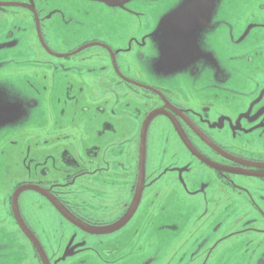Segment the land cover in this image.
<instances>
[{
	"label": "flooded vegetation",
	"instance_id": "obj_1",
	"mask_svg": "<svg viewBox=\"0 0 264 264\" xmlns=\"http://www.w3.org/2000/svg\"><path fill=\"white\" fill-rule=\"evenodd\" d=\"M127 1L120 4L122 9L115 10L106 6V3H112V0H85L90 5H102V8L107 11L100 13L98 17L115 22L114 27H111V35L116 38L113 42L110 41L111 43L104 39V41L86 40L72 49H62L58 52L60 54L56 55V48L47 40L46 29H49L51 23H55V27L60 30L59 23L67 24V20H59V15L55 16V13H51L48 17L46 13L38 12L31 0H0V35L3 38L1 42H5L0 43V63L3 61L5 64H14L19 67L30 62V57L40 56L38 59L46 63L48 69L52 68L51 63H57L60 66L57 67L65 71L69 69L67 65H70L72 61H76L77 66L81 67L85 63V53L90 46L100 47L96 55L100 67L99 75L89 77V68H87L85 78H91L103 86L102 98L106 97L104 103H107L111 97H115L114 102H111L112 108L108 111L111 119L105 115L104 108H101V114L96 117L93 115L91 121L85 123V118L78 117L73 106H70L71 116L68 121L58 124L56 119H51V123L34 129V134L29 137L35 140V151L31 154V146L27 147L22 157L24 170L22 169L17 182L10 186L7 183L8 180H3L4 182L0 180V207H8L5 217L7 215L12 217L16 228L26 238L31 248L30 253L26 247L20 254L18 260L21 264H25V260L28 264L45 263L18 225L13 207H16L17 215L25 230L39 245L48 264H60L62 259H66L63 250L60 255L53 252L49 257V253L40 241L41 235L37 226L49 218L48 214L41 216L36 225H30V221L22 215V209H18L23 207L22 196L28 191L37 195L43 202L41 207H50V210L56 214L57 223H60L58 228L61 229L56 236L67 238V241L72 243L78 242L76 240H79V236L86 239L90 235L113 233L126 226L136 214L144 193L155 185L158 178H161L159 174L156 178H151L148 174L145 176L144 172L145 155L149 156L148 151L151 148L148 135L156 128L159 129L156 132H160L162 136L166 132V126L168 134L189 159L181 164L176 162L177 159L174 161L175 164L162 166L161 174L169 172V175L185 176L187 173L183 170H189L194 163V169L209 168L229 182L237 178L242 189H249L248 183L254 178L264 180V138L258 137L264 135V0H196L192 6L185 4V0H152L159 2L161 6L157 8L150 6L148 17L129 8L131 4ZM140 1L144 2V0ZM171 8L181 9L176 13L189 15L196 21L195 26L187 31L174 28L166 39L164 29L162 33H156L157 28H153L156 26L163 28L166 23L172 21L176 13H167ZM10 9L22 10V12L13 13L21 22L20 26L8 21ZM163 9L167 11L165 12L167 14L163 12ZM209 19L215 25L212 35H209L211 50L217 43L231 67L237 65L236 77L233 79L211 82L213 76L224 77V73L218 65L216 54L206 48L205 38L202 39V34H208L211 28ZM110 24L107 23L106 28H110ZM202 26L206 29H202ZM180 35L186 37L179 40ZM19 36L22 40L25 37L31 38L33 43L28 46L17 43ZM163 36L164 40L158 43L159 38ZM147 43L152 45V49L144 57V53L148 52ZM169 43H178L182 48V52L176 53L177 60L170 61L166 53L161 57L156 50L168 49ZM4 46L7 47L5 53L2 51ZM38 50L43 53V56ZM34 52L35 55H33ZM208 53L209 60H205L204 57ZM132 55L139 56L140 61L147 60L155 64H158L160 59L162 68L159 69L165 68L166 71L187 66L183 69L188 70L191 76L180 78L179 84L188 96L199 95L201 98L196 101L186 97L179 98L168 88L147 84L136 78L132 72V62L130 66L127 65ZM19 56H22V59H19ZM51 57L57 58L58 61L50 60ZM198 62L201 63L200 67H197ZM190 65L193 69H190ZM21 68L27 71L29 65ZM198 69L207 75L208 83L211 82L209 92L193 90L189 85ZM32 77L35 80L33 73L23 74L27 84L25 88L30 95L38 97L42 89L41 82L38 80L35 84L34 81H30ZM72 84L67 82L64 88L70 100L75 98L71 92ZM110 84H113L118 91H112ZM82 86L85 89V83ZM25 94V92L19 93L16 96H25ZM235 94L242 95V98L236 99ZM121 100H132L140 106L134 108L130 114L128 112L130 104ZM85 109L84 106L83 110ZM237 120L239 122H236ZM160 123H162L161 127H159ZM96 125L99 128L93 129ZM63 130L67 133L57 134V131ZM42 134L48 135V138L41 140L39 136ZM164 140L167 144L169 143V137ZM88 143L90 144L87 146ZM254 145H257V148H254ZM141 147L143 173L139 178ZM44 151L48 153L43 154ZM176 155L178 154L175 153L173 156ZM171 158L174 160V157ZM97 159H100L103 165L98 164L95 168ZM97 168L106 178L127 182L125 184L128 191L125 192V197L131 199L129 203L123 204V212L110 220L115 222L107 224L105 229L95 228L94 226L104 225V223L90 221L79 207H74L69 202L70 189L77 188L79 183H83L82 178L96 173L93 171L95 169L98 171ZM124 177L127 178L126 181ZM89 182L90 180L85 178V185ZM258 191L262 192L264 189ZM159 193L152 191V199ZM48 196L68 217L82 224L85 230L62 215L49 201ZM258 197L262 200V204L253 202L234 208L229 205L221 207L222 212L215 216L217 220L210 229L212 241L209 246L204 240L197 242L195 254L200 256V250L206 249L205 254L217 256L216 264H230V259L235 254H240L247 263L257 264L259 261V264H264V196L259 194ZM152 199L150 204L154 202ZM28 207L38 210L37 205ZM240 207L247 208L242 210ZM212 208L218 209V207ZM223 220L230 222V230L216 237L213 232L222 226ZM90 224L93 226H89ZM71 227L74 233L69 232ZM112 228L116 229L111 230ZM6 229L7 221L0 220V239H2L3 247L0 248V258L5 256L6 243L10 241L6 239V236L12 239L17 237L15 232L11 235ZM50 236L55 238L53 234ZM109 239L114 240V237L107 240ZM85 243L92 242L85 241ZM260 247L263 249L257 253ZM209 256L207 258H210Z\"/></svg>",
	"mask_w": 264,
	"mask_h": 264
},
{
	"label": "rangeland",
	"instance_id": "obj_2",
	"mask_svg": "<svg viewBox=\"0 0 264 264\" xmlns=\"http://www.w3.org/2000/svg\"><path fill=\"white\" fill-rule=\"evenodd\" d=\"M31 1L38 12L46 13L48 17H50L51 13H55V16L59 15V20L68 21L67 24L59 23L60 30L55 27V23L51 22L49 29H46L48 32L46 36L47 40L56 48H54L57 52V54L55 53L56 55H59L60 53L58 52L62 49H72L86 40H105L111 43L116 38L111 35V27H114L115 22L98 17L100 13L107 12L102 8V5H90L85 0ZM125 1L112 0V3L108 2L106 6L119 10L122 9L120 4H123ZM127 2L131 4L129 8L135 12L142 13L144 17L149 16L150 6L155 8L161 6L159 2H153L152 0H144L143 3L140 0H128ZM195 2L196 0H185L184 3L192 6ZM179 10L181 9L171 8L168 12L163 9V12L176 13ZM16 12H22V10H9L11 14L8 21L20 26L21 22L13 15ZM85 17H87V20H85ZM195 21L196 19L189 15L176 13L172 21L166 23L163 28L156 26L153 29L157 28L156 33H162L164 29V35L167 39L174 28L187 31L190 27L195 26ZM153 22H155L154 18ZM107 23H111L110 28H106ZM210 25L211 28L208 34H202V39L205 38L206 48L211 50L209 35H212L213 27L215 26L211 20ZM203 28L206 29L205 26H202ZM202 32L204 31L202 30ZM94 33L97 35H93ZM184 37L186 36L180 35L179 40ZM2 40L3 38L0 35V43H5L1 42ZM163 40L164 36L159 38L158 43H161ZM17 43H23L28 46L33 41L31 38L28 39V37L22 40V37L19 36ZM34 43L36 42L34 41ZM169 45L168 49L156 50L161 57L166 53L170 61L172 59L177 60L176 53L177 51L180 52L182 48L178 43H169ZM6 49L7 47L5 48L4 46L2 51L5 53ZM99 49L100 47L90 46L85 53L86 64L83 63L81 67H78L76 61H72L70 65H67L69 69L65 71L58 68L60 66L57 63H51L52 68L48 69L47 64L38 59L40 56L29 58L31 59L30 62L23 65H29L27 71L21 68L23 66L19 65L18 67L17 65L5 64V62L1 61L0 119H3L0 121V180H8L7 183L10 186L17 182L22 169L24 170L22 157L26 153L27 147L31 146V154H34L35 151V140L29 136L34 134V129L51 123V119H56L58 124L62 121H68L71 116L70 106H73L78 117L85 118V123L90 122L93 115V117H96L101 114V108H104L105 115L111 119L108 111L112 108L111 102H114L115 97H111L107 103H104L106 97L102 98L103 86L99 82L91 80V78H85V70L87 68H89V77L99 75L100 67L96 60ZM151 49L152 45L147 43L148 52L144 53V57L147 56V53H150ZM212 50L211 52L217 56L218 65L222 68L224 77L213 76L211 82H222L236 77L235 67L237 65L231 67L227 58L223 55L222 48L216 43ZM38 52L43 56L41 51L38 50ZM35 54L34 52L33 55ZM138 57L132 55L130 61L127 62L128 66L132 62V72L136 78L147 84L168 88L179 98L186 97L192 101L201 98L199 95L188 96L183 91L181 84H179L180 78H190L191 76L188 70L183 69L187 66L166 71L165 68L159 69L162 68L160 67L162 65L160 59L159 63L155 64L154 62H147V60L146 62L140 61ZM209 57L210 54L208 53L204 59L209 60ZM18 58L22 59V56ZM50 60L58 61L55 57H51ZM190 69H193L192 65H190ZM28 73H33L35 76V80L32 77L30 81H34L35 84L38 83V80L41 82L42 89L38 97L30 95V92L25 88L26 81L23 79V74ZM67 82L73 83L71 92L75 97H73L74 100L68 99L65 92L64 88ZM208 82L209 78L207 75L198 69L197 74L194 75L189 85L193 90L197 89L209 92L211 82ZM83 83H85V89L82 86ZM109 87L112 91H118L113 84H110ZM57 88L58 90H56ZM127 89L129 88L127 87ZM23 91L26 93L25 96H16L19 93L24 94ZM234 96L236 99L242 98V95L235 94ZM122 101L130 104L128 108L130 114L134 108L140 106L132 100ZM84 106L85 110H83ZM107 117L106 119L110 120ZM95 122L98 123L97 121ZM236 122H239V120ZM161 126L162 123L159 124V127ZM97 128H99L98 125L93 127V129ZM88 130H91V128H88ZM156 130L159 129L152 130L151 134L148 135V143L150 142L149 147L151 148L148 151L149 156L145 155L144 172L145 176L148 174L151 178H156L159 174L161 178L156 180L155 185H153L154 187L152 186L150 190L144 193L136 214L120 230L104 235H90L86 239L79 236V240H76L78 242L73 241L74 245L71 241H67V238L56 236L57 233L61 232V229L58 228L60 223H57L58 218L50 210V207H41L43 202L31 191L26 192L22 196V201H24L22 203L23 207H18V209H22V215L30 221V225H36L41 216H45L46 213L48 214L49 218L37 227L41 235L40 241L49 253V257H51L53 252L60 255L63 250L66 259H62L60 264H216L217 256L205 254L206 249L200 250V256L195 254L196 243L204 240L209 246L212 241L210 229L214 221L217 220L215 216H218L222 212L221 207L229 205L234 208L241 204H252L253 202L262 204V200L259 199L258 195L264 196V191L259 192L258 190L264 189V180L254 178V180H250L248 183L249 189H242L237 178L229 182L209 168L197 167L194 169V163L189 170H183V172L187 173L185 176H173L169 175V172V174H161L163 170L162 166L175 164L174 161L177 159L176 162H180L179 164L189 159L186 158L184 152H181L178 143L168 134L166 126V132L162 136ZM65 133H67L66 130L57 131L58 135ZM39 137L42 140L48 138V135L42 134ZM166 137H169L168 144L164 140ZM258 137L261 139L264 138V135H259ZM85 143L87 142L85 141ZM253 147L257 148V145ZM165 150L167 152L163 153L162 151ZM46 153L48 152H43V154ZM175 153L178 155L173 156ZM171 157H174V160ZM98 164L103 165V162L97 159L94 167L96 168ZM93 172L96 173L85 177L90 180L87 185H85V178H82V184L79 183L77 188L70 189L69 202L74 207H79L90 221L104 223V225L94 226L95 228L105 229L108 226L107 224L115 222H110V220L116 215H120L124 209L123 204L125 202L129 203L131 199L130 197H125V192L128 191L126 189L127 182H119L106 178L101 173L102 171H96V169ZM179 173H182L181 169ZM123 179L127 180L126 177ZM152 191L160 193L152 199ZM151 199L154 201L153 204H150ZM35 205L39 207L36 208L38 210H32L28 207H35ZM212 207H218V209L216 210ZM246 208L240 207L242 210ZM7 212L8 207H0V220L7 221V233L10 232L11 235H14L13 232H15L17 237L14 236L15 238L12 239L6 236V239L10 241L6 243V254L0 258V264H21L18 260L20 254L26 247L30 253L31 248L26 238L16 228L12 217L8 215L5 217ZM236 213H238L237 210ZM221 224L222 226L216 232H213L216 237L230 230L229 221L225 222L223 220ZM89 226L93 225L90 224ZM45 227H48V229H45ZM69 232L74 233L72 227L69 229ZM50 234H53L55 238H51ZM110 237H114V240H107ZM85 241H91L92 243H85ZM1 243L2 239H0V248H3ZM262 249L263 247H260L257 253ZM208 256L210 258H207ZM232 257L230 264H250L240 254H235ZM24 263L28 264L27 260ZM257 264H259V261H257Z\"/></svg>",
	"mask_w": 264,
	"mask_h": 264
},
{
	"label": "water",
	"instance_id": "obj_3",
	"mask_svg": "<svg viewBox=\"0 0 264 264\" xmlns=\"http://www.w3.org/2000/svg\"><path fill=\"white\" fill-rule=\"evenodd\" d=\"M142 165H143V159H142V147H141V151H140V157H139V178H141V174H142ZM45 193V192H44ZM48 199L49 201L54 205L56 206V208L60 211V213H62V215H64L65 217H67L70 221H72L77 227L85 230V227L80 224L79 222H76L74 221L72 218L68 217L64 212L63 210H61V208L58 206V204L50 197L48 196ZM136 204V203H135ZM13 211H14V215H15V218L17 220V223L18 225L21 227V229L25 232V234L28 236V238L30 239V241L33 243V245L35 246V248L37 249V251L39 252L41 258L43 259L44 263L45 264H48L41 248L39 247V245L36 243V241L33 239V237L31 235H29L27 233V231L25 230L23 224H22V221L19 219L18 215H17V212H16V207H13ZM118 228V227H117ZM116 228H112L111 230H114ZM89 232H94V231H90L88 230Z\"/></svg>",
	"mask_w": 264,
	"mask_h": 264
},
{
	"label": "clouds",
	"instance_id": "obj_4",
	"mask_svg": "<svg viewBox=\"0 0 264 264\" xmlns=\"http://www.w3.org/2000/svg\"><path fill=\"white\" fill-rule=\"evenodd\" d=\"M200 64H201V63H200V62H198V63H197V67H200Z\"/></svg>",
	"mask_w": 264,
	"mask_h": 264
},
{
	"label": "bare ground",
	"instance_id": "obj_5",
	"mask_svg": "<svg viewBox=\"0 0 264 264\" xmlns=\"http://www.w3.org/2000/svg\"><path fill=\"white\" fill-rule=\"evenodd\" d=\"M8 104V103H7ZM4 116V115H3ZM143 173V172H142Z\"/></svg>",
	"mask_w": 264,
	"mask_h": 264
}]
</instances>
